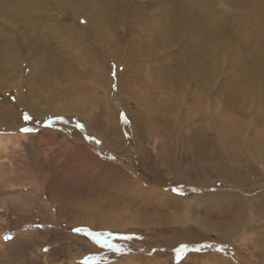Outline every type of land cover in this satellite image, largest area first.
Masks as SVG:
<instances>
[{"label": "rangeland", "instance_id": "obj_1", "mask_svg": "<svg viewBox=\"0 0 264 264\" xmlns=\"http://www.w3.org/2000/svg\"><path fill=\"white\" fill-rule=\"evenodd\" d=\"M108 1L0 75V264H264V0Z\"/></svg>", "mask_w": 264, "mask_h": 264}, {"label": "bare ground", "instance_id": "obj_2", "mask_svg": "<svg viewBox=\"0 0 264 264\" xmlns=\"http://www.w3.org/2000/svg\"><path fill=\"white\" fill-rule=\"evenodd\" d=\"M102 0H0V75L4 73V75L9 74L12 71H19L23 73L24 68H21V64H22V60L25 62L24 59L28 58L26 56H28L29 54H31L33 52V50L36 49V43L38 42L35 41V39H33L32 35L34 30L33 28L36 29L37 25H33L35 23V21H33L34 18H36L35 20H38L40 24L43 25V27L41 29H43L44 31H46L45 29L48 27H53V25L56 24V22H61L59 19H57L56 15H59L61 13H59L61 10L63 11H68L72 17H85L88 21H92L95 20L101 15H102V5L100 4ZM108 1V0H107ZM118 1V0H117ZM126 1V0H125ZM129 1V0H128ZM109 2V1H108ZM111 2V1H110ZM122 2V1H121ZM127 2V1H126ZM126 2L123 3V5L126 4ZM116 3V2H115ZM189 3V2H188ZM104 5H106V3H103ZM112 3H110L111 5ZM119 4V3H118ZM115 5V4H114ZM130 5V4H129ZM183 5V4H182ZM126 6V5H125ZM108 7V6H107ZM117 7V6H115ZM111 8V7H110ZM123 8H125L123 6ZM120 9V8H119ZM103 10H105L104 12H106V8H104ZM122 10V9H121ZM125 11V10H124ZM123 12V11H122ZM127 12V11H126ZM199 13V12H198ZM67 14V13H66ZM104 14V13H103ZM122 14V13H121ZM128 12L126 13L127 16ZM134 14V13H133ZM154 14V13H153ZM68 15V14H67ZM107 15V14H105ZM104 15V16H105ZM176 15V14H175ZM64 16V15H63ZM104 16H102L101 18H103ZM68 18V17H67ZM71 18V17H69ZM108 18V17H107ZM75 19V18H74ZM126 19V18H125ZM124 19V20H125ZM71 20V19H70ZM99 20V18H98ZM102 20V19H101ZM100 20V22H101ZM104 20V19H103ZM177 20V19H176ZM78 21V19H77ZM87 21V23H88ZM104 22V21H103ZM102 22V24H103ZM63 23V22H62ZM68 23H70L68 21ZM73 23V20H72ZM156 23V22H155ZM58 24V23H57ZM90 25H93V22H89ZM88 24V25H89ZM96 24V23H95ZM99 24V23H98ZM101 24V23H100ZM101 24V27H102ZM41 25V26H42ZM59 25V24H58ZM56 28L59 27V31L60 30H65L62 29L63 27L58 26ZM63 25V24H62ZM157 25V24H156ZM159 25V24H158ZM40 26V25H39ZM40 26V27H41ZM68 26V25H67ZM66 26V27H67ZM71 26V24H70ZM84 26V25H83ZM100 26V25H99ZM51 27V28H52ZM61 27V29H60ZM65 27V25H64ZM101 27H99V29H101ZM111 27V26H110ZM126 27V26H125ZM55 28V26L53 27ZM72 28L74 29V27L72 26ZM176 28V27H175ZM40 29V30H41ZM67 29V28H66ZM71 29V27H70ZM85 29V28H84ZM105 29V28H104ZM178 29V28H177ZM33 32H32V31ZM43 30H41L43 32ZM75 30V29H74ZM92 30V29H91ZM95 32L97 30H94ZM102 31V29H101ZM111 31V29H110ZM53 31H50V33ZM61 32V31H60ZM64 32V31H63ZM98 32V31H97ZM94 33V32H93ZM109 33V32H108ZM54 34V33H53ZM52 34V36H53ZM66 34V33H65ZM76 34L78 35V33L76 32ZM80 34V33H79ZM176 34V33H175ZM55 35V34H54ZM100 35V34H99ZM96 35V36H99ZM106 35V34H105ZM56 36V35H55ZM65 36V35H62ZM103 36V35H102ZM108 36V35H107ZM35 37V36H34ZM37 37V36H36ZM35 37V38H36ZM45 37V35L43 36V38ZM49 37V35H48ZM60 37V36H58ZM100 37V36H99ZM106 37V36H105ZM38 38H39V34H38ZM42 39V37H40ZM67 38V36H66ZM65 38V39H66ZM72 38V39H71ZM107 38V37H106ZM52 39H54V37H52ZM69 39V38H68ZM70 39L73 41L74 37H70ZM102 39V38H99ZM98 39V40H99ZM105 39V38H104ZM43 40V39H42ZM45 41L47 40L44 39ZM55 40V39H54ZM57 40V39H56ZM70 40V41H71ZM83 40V39H82ZM76 41V39H75ZM101 41L104 40L102 39ZM196 41V40H195ZM42 42V41H40ZM55 42V41H54ZM78 42V41H77ZM89 42V41H88ZM95 42V40H94ZM106 43L108 41H105ZM113 42V41H112ZM58 43V42H57ZM65 43V42H64ZM75 43V42H74ZM102 43V44H103ZM69 43H67L68 45ZM85 44V43H84ZM96 44V42L94 43ZM99 44V43H98ZM231 44V43H230ZM237 44V43H236ZM86 45V44H85ZM89 45V44H88ZM101 45V43H100ZM108 45V44H106ZM110 45H112V43H110ZM108 45V46H110ZM229 45V44H228ZM227 45V46H228ZM87 46V45H86ZM94 46V45H93ZM105 46V45H104ZM226 46V47H227ZM234 46V44H233ZM239 46V45H237ZM112 47V46H111ZM110 47V48H111ZM235 47V46H234ZM98 48V47H97ZM102 48V47H101ZM109 48V47H108ZM229 48V46H228ZM82 49V48H81ZM99 49V48H98ZM103 49V48H102ZM107 49V47H106ZM105 49V50H106ZM233 49V48H232ZM231 49V50H232ZM104 50V51H105ZM109 50V49H108ZM107 50V51H108ZM38 51V50H37ZM106 51V52H107ZM76 52V51H75ZM89 55L92 53L88 52ZM42 54V53H41ZM238 54V53H237ZM32 55V54H31ZM87 55V54H86ZM88 55V56H89ZM43 55H41L42 57ZM88 56L87 60H88ZM93 56V55H92ZM44 57V56H43ZM85 57V58H86ZM90 57V56H89ZM94 57V56H93ZM92 58V57H91ZM41 59V58H40ZM44 59V58H43ZM41 59V60H43ZM115 59V58H114ZM27 60V59H26ZM34 60H37L36 56H32L29 58V61L33 62ZM39 60V59H38ZM47 60V59H46ZM231 60V59H230ZM26 62V63H30V62ZM52 61V60H51ZM75 61V60H74ZM91 61L93 62H97L98 60L95 58H92ZM42 62V61H41ZM44 62V60H43ZM50 62V60H49ZM55 62V61H54ZM45 63V62H44ZM100 63V62H99ZM39 64V62H38ZM41 64V63H40ZM43 64V63H42ZM49 64V63H48ZM51 64V62H50ZM53 64V61H52ZM81 64V63H80ZM93 64V63H92ZM95 64V63H94ZM31 65L35 66V64ZM30 66V65H29ZM44 66H46L44 64ZM50 66V65H49ZM53 66V65H52ZM32 67V66H31ZM66 67V66H65ZM45 68V67H44ZM43 68V69H44ZM52 68V67H51ZM59 68V67H58ZM34 69V68H33ZM62 68L60 67V70ZM47 70V69H46ZM53 70V69H52ZM63 71V70H62ZM31 72V71H30ZM65 72V71H64ZM75 72V71H74ZM14 73V72H12ZM16 73V72H15ZM21 73V74H22ZM73 73V71L71 72ZM31 74V73H30ZM65 74V73H64ZM63 74V76H65ZM67 74V73H66ZM74 74V73H73ZM25 75V74H24ZM22 75V76H24ZM27 75V74H26ZM80 75V74H79ZM8 77V75H6ZM13 76V75H12ZM14 76H17L16 74ZM21 76V77H22ZM11 77V73L10 76ZM28 77V76H27ZM12 78V77H11ZM14 78V77H13ZM12 78V79H13ZM3 79V77H2ZM8 79V78H7ZM6 79V80H7ZM24 79V77H23ZM18 80V79H17ZM5 81V80H4ZM3 81V82H4ZM10 81V80H9ZM8 81V82H9ZM24 81V80H23ZM22 81V82H23ZM6 82V81H5ZM7 82V83H8ZM26 82V81H25ZM6 83V84H7ZM13 83V82H12ZM5 84V83H4ZM17 84V82H16ZM15 84V85H16ZM20 84V83H19ZM10 84H8L9 86ZM6 86V85H4ZM12 86V85H11ZM19 87V85H18ZM3 89V87H1ZM23 88V87H22ZM1 89V90H2ZM39 89V88H37ZM21 90V89H20ZM43 90V89H41ZM74 90V89H73ZM7 91V90H6ZM5 91V93H6ZM16 91V90H15ZM40 91V90H39ZM45 92V91H44ZM38 93V92H37ZM40 93H38L39 95ZM4 95V93H3ZM7 95V94H6ZM10 95V94H9ZM41 95V94H40ZM5 96V95H4ZM17 96V95H16ZM6 97V96H5ZM43 97V95H42ZM45 97V96H44ZM47 97V96H46ZM66 106V105H65ZM61 107V106H59ZM79 107V106H78ZM58 108V107H57ZM63 110V109H61ZM62 114V113H61ZM65 114V113H64ZM92 118V117H91ZM15 127V126H14ZM13 129H10V131H12ZM18 130V129H17ZM16 132V131H15ZM12 133V132H11ZM17 133V132H16ZM9 135V134H8ZM13 137L7 136L5 135H0V143L1 144H7V143H12L11 140L21 137L23 136V133H18V134H13ZM17 140V139H16ZM15 140H13L14 142ZM14 144L17 146V143L14 142ZM1 148V147H0ZM3 149V148H2ZM90 210V209H89ZM88 211V210H87ZM86 211V212H87ZM89 212V211H88ZM85 215V214H84ZM89 215V214H88ZM96 218V217H95ZM108 218V217H107ZM106 220V219H105ZM113 221V220H112ZM115 221V220H114ZM111 222V220H110ZM113 223V222H112ZM115 223V222H114ZM113 226H117V224H112ZM118 226H123L122 224L118 223Z\"/></svg>", "mask_w": 264, "mask_h": 264}, {"label": "snow or ice", "instance_id": "obj_3", "mask_svg": "<svg viewBox=\"0 0 264 264\" xmlns=\"http://www.w3.org/2000/svg\"><path fill=\"white\" fill-rule=\"evenodd\" d=\"M26 119H30L31 117H25ZM56 119H64L62 116H58L56 117ZM80 127H83V125H78ZM21 131L24 132H29L30 129L28 128H23L21 129ZM173 191H178L177 189H173ZM74 232L76 233H81L85 236H89L92 238V240L94 241V243L100 245L102 248L104 249H108V250H116L118 252H122L125 251V249L123 248L122 245L117 244V243H113V240L115 239L116 234H114L113 232H98V231H91L89 229L86 228H75L73 229ZM10 236H6L5 239H10ZM121 239L123 240H131L133 239V237L131 235H121L120 236ZM207 247H211V245H207ZM45 251H47V249H45ZM127 251H131L130 249H128ZM97 260L96 256H88L85 258L83 264H94V262Z\"/></svg>", "mask_w": 264, "mask_h": 264}]
</instances>
